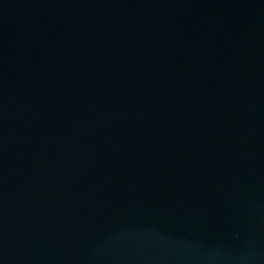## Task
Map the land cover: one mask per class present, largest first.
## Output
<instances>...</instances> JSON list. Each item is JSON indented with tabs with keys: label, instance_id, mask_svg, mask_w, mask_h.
Instances as JSON below:
<instances>
[{
	"label": "water",
	"instance_id": "water-1",
	"mask_svg": "<svg viewBox=\"0 0 264 264\" xmlns=\"http://www.w3.org/2000/svg\"><path fill=\"white\" fill-rule=\"evenodd\" d=\"M0 264H264V0H0Z\"/></svg>",
	"mask_w": 264,
	"mask_h": 264
}]
</instances>
